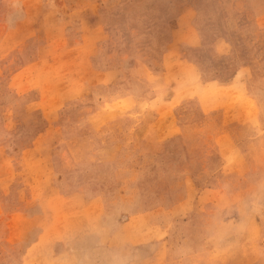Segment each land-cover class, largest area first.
<instances>
[{"label": "rangeland", "instance_id": "374dc122", "mask_svg": "<svg viewBox=\"0 0 264 264\" xmlns=\"http://www.w3.org/2000/svg\"><path fill=\"white\" fill-rule=\"evenodd\" d=\"M0 264H264V0H0Z\"/></svg>", "mask_w": 264, "mask_h": 264}]
</instances>
